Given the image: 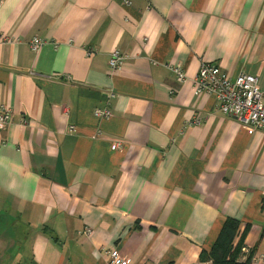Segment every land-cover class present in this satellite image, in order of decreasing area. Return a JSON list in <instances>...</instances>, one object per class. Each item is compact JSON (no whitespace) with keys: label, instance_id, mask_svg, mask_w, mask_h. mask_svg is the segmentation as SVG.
Segmentation results:
<instances>
[{"label":"crops","instance_id":"0c3cea01","mask_svg":"<svg viewBox=\"0 0 264 264\" xmlns=\"http://www.w3.org/2000/svg\"><path fill=\"white\" fill-rule=\"evenodd\" d=\"M204 63L264 88V0H0V264H200L227 218L264 264V132Z\"/></svg>","mask_w":264,"mask_h":264},{"label":"built area","instance_id":"2783aa9c","mask_svg":"<svg viewBox=\"0 0 264 264\" xmlns=\"http://www.w3.org/2000/svg\"><path fill=\"white\" fill-rule=\"evenodd\" d=\"M40 44V39L33 38L30 42L31 50L36 52ZM124 59L125 57L119 52L113 51L108 67L112 71H118ZM171 71L177 80L183 81L184 72L181 67H173ZM192 83L198 95H213L218 102V111L238 122L249 135L264 132V88L258 87L256 77L247 74L230 77L220 67L204 63L200 66ZM94 115L99 118L110 116L107 110H96ZM10 119V111L3 105L0 106V132L4 130ZM118 145L119 143L116 142L111 147L115 149ZM108 259L109 264H127V261L117 252H110ZM200 264H211V262L207 260Z\"/></svg>","mask_w":264,"mask_h":264},{"label":"trees","instance_id":"16d2710c","mask_svg":"<svg viewBox=\"0 0 264 264\" xmlns=\"http://www.w3.org/2000/svg\"><path fill=\"white\" fill-rule=\"evenodd\" d=\"M246 232V225L242 227L239 220L227 218L222 223L209 253H201L200 261L209 260L211 264H250L252 253L244 243ZM245 253L247 257L242 261Z\"/></svg>","mask_w":264,"mask_h":264}]
</instances>
